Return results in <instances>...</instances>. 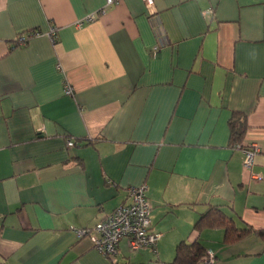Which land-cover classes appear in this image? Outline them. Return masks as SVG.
Here are the masks:
<instances>
[{
	"label": "crops",
	"instance_id": "crops-1",
	"mask_svg": "<svg viewBox=\"0 0 264 264\" xmlns=\"http://www.w3.org/2000/svg\"><path fill=\"white\" fill-rule=\"evenodd\" d=\"M235 116L241 143L259 146L250 168L229 144ZM140 183L153 246L122 237L105 255L77 234ZM209 206L250 231L227 241L222 226L196 227ZM256 230L264 0H0V264H177L180 241L211 250V264H264Z\"/></svg>",
	"mask_w": 264,
	"mask_h": 264
},
{
	"label": "built area",
	"instance_id": "built-area-1",
	"mask_svg": "<svg viewBox=\"0 0 264 264\" xmlns=\"http://www.w3.org/2000/svg\"><path fill=\"white\" fill-rule=\"evenodd\" d=\"M105 1L110 4L116 0ZM144 2L150 6L153 4V0H144ZM102 11L103 9L100 8L96 12L88 13L76 22L77 24H82L84 21H91ZM56 30L57 26L52 24L46 32L51 42L56 41ZM37 33L38 31L36 30H29V32L17 35L16 40L18 43H23ZM63 90L66 94L73 93V87L67 80L64 82ZM66 144L71 146L75 144V141L72 138H67ZM234 147L241 149L243 152V167L250 168L253 164L254 154L259 151L257 143H235ZM257 177L260 178V176ZM146 189L147 187L145 183L128 186V201L115 207L104 219L97 221L91 227L75 228L77 234L79 236L88 235L92 246L105 255L116 253L117 242L122 236L128 237L127 239L131 249H136L140 246H153L156 243L160 232L150 227L151 218L149 214L151 206L147 200ZM206 252L203 262L204 264H211L214 254L211 250Z\"/></svg>",
	"mask_w": 264,
	"mask_h": 264
},
{
	"label": "trees",
	"instance_id": "trees-1",
	"mask_svg": "<svg viewBox=\"0 0 264 264\" xmlns=\"http://www.w3.org/2000/svg\"><path fill=\"white\" fill-rule=\"evenodd\" d=\"M24 32H29V30L23 31L19 34H22ZM15 44L17 45L20 43H18L17 40H15ZM232 117L234 118V116ZM245 125H246L245 121L239 120L238 118H236V116H235V120L234 119L230 120L229 144L234 145L235 143H241L242 141L241 138L243 135V129ZM80 161L82 162L81 159ZM113 209L110 212H112ZM106 215L107 214L104 215V218L106 217ZM206 225L222 226L224 228V239L227 241L231 239H238L242 237V235H244L246 232L250 231L251 229L250 227H245L242 229L236 228L234 224L231 222V219L228 218V216H226V214H224L216 206H209L206 209V211L203 212L197 218L196 223H195L196 227L202 228ZM255 233L259 234L261 237H264V230H256ZM122 237H126V236H122ZM116 248H117V245H116ZM206 251L207 250L197 241L188 242V243L185 241H180L176 245L173 261L177 264H196L198 262L203 261L204 255H206L207 253Z\"/></svg>",
	"mask_w": 264,
	"mask_h": 264
},
{
	"label": "clouds",
	"instance_id": "clouds-1",
	"mask_svg": "<svg viewBox=\"0 0 264 264\" xmlns=\"http://www.w3.org/2000/svg\"><path fill=\"white\" fill-rule=\"evenodd\" d=\"M235 145V144H234Z\"/></svg>",
	"mask_w": 264,
	"mask_h": 264
}]
</instances>
